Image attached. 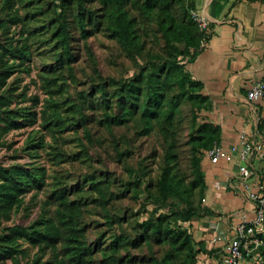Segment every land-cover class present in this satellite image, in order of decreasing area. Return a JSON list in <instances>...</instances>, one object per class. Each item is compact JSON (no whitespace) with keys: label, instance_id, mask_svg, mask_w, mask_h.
<instances>
[{"label":"rangeland","instance_id":"1","mask_svg":"<svg viewBox=\"0 0 264 264\" xmlns=\"http://www.w3.org/2000/svg\"><path fill=\"white\" fill-rule=\"evenodd\" d=\"M4 1L0 0V46L12 52L4 57L12 71L0 88L7 100L6 106H0V166L40 167L45 179L42 186L29 188L19 207L0 214V238L13 226L57 228L59 215L66 212L57 193L64 190L66 201L81 204L77 225L84 244L91 248L86 264H164L165 256L169 264H183L184 253L159 239L161 235L142 239L138 223L151 216L154 206L147 192H156L154 184L166 167L173 164L187 180L192 179V158L197 153L189 139L195 103L184 99L170 122L147 121L140 110L124 114L118 94L121 84L166 57L155 13L142 12V0L128 7L136 18L138 37L136 45L127 46L111 37L106 18H98V26L85 21V29L92 33L83 38L74 18L75 6L65 9L63 15L70 22V54L65 59L53 37L60 0H12V10ZM187 3L172 6L178 19L191 17L194 8L187 9ZM84 5L101 14L98 0H86ZM12 16L18 18L16 23ZM23 45L28 51L21 59L16 56ZM102 82L105 89L100 91ZM177 91L173 89L168 98ZM209 111L210 105L197 112L204 118ZM111 116L122 118L121 122L109 123ZM6 119L20 126L8 128ZM169 153L174 154L173 163ZM170 206L182 205L169 199L163 210ZM180 225L188 227L186 222ZM119 237L139 241V246L114 249ZM0 244L4 243L0 240ZM17 249L18 264H72L61 242L41 248L19 239ZM0 264L13 262L0 259Z\"/></svg>","mask_w":264,"mask_h":264},{"label":"trees","instance_id":"2","mask_svg":"<svg viewBox=\"0 0 264 264\" xmlns=\"http://www.w3.org/2000/svg\"><path fill=\"white\" fill-rule=\"evenodd\" d=\"M85 1L60 0L61 14L58 15L57 26L53 31V37L57 40V44L62 47L60 55L67 59L70 54L68 49L70 22L65 19L63 11L74 6L76 8V13H73L74 18L76 17V24L80 28V34L83 38H87L92 33L85 29L86 23L98 26V18H106L111 37L123 45H136L138 37L135 28L136 18L130 12V8L136 5V0H98L101 14L87 9L84 5ZM182 1L142 0L141 11L146 14L155 13L157 26L162 32L165 42L166 57L162 63L153 66L149 71L121 84L118 88V94L119 97H122L121 101L123 102L121 104L124 114H133L140 110L147 121L154 119L158 122H170L184 99L195 103L193 131L189 139L191 146L197 153L192 158V179L187 180L174 168L173 164L166 167L154 184L156 192H149V190L147 192L148 202L154 206L151 216L139 222L138 225L142 229V239H147L150 235H161L159 239L167 241L172 249L184 253L183 264H196L198 255L206 253L208 250L203 241L194 239L189 225L185 228L180 223H191L200 218L201 215L212 213L203 205L206 182L202 170V157L204 151L210 149L215 142L220 141V128L210 122L207 116L200 117L197 112L209 105L211 110L212 102L203 93V84L192 78L186 65L201 50L202 42L205 40V32L198 29L192 17L178 19L174 15L172 6ZM4 2L7 8L12 10V0H5ZM187 7V9L194 8L192 0H188ZM17 19L16 16H12L11 21L16 23ZM27 51L26 45H23L18 50L17 54L19 53V55L16 57L26 58ZM9 53H12L11 50L0 46V88L6 85V81L11 75L12 67L4 63V57ZM145 82L146 85L144 86ZM98 89L100 91L105 89L103 82L99 84ZM173 89L178 90L177 93L168 98ZM6 105V98L0 94V106ZM27 115L34 116L33 113ZM198 116L202 119L200 122ZM121 119L118 116L107 117L109 123H119ZM44 122L46 126L50 124L47 117L44 118ZM6 125L8 128L20 126L9 119H6ZM257 126L258 129L264 128V119H260ZM150 128L151 124L147 126V131ZM173 155V153L168 154V159H171L169 160L170 163H173ZM57 156L60 154L56 153L55 157ZM44 179L45 170L40 167L0 166V214L19 207L29 188L42 186ZM257 184L259 192L264 193V159L259 170ZM95 186L97 189L99 188L97 183ZM57 199L60 200L66 211L59 215L58 227L46 224L42 228L34 226L9 228L8 233L0 238L4 243L3 245L0 244V259H11L13 264H18L16 261V256L19 253L17 241L23 239L41 248H53L61 242L63 253L72 264L87 263L86 258L90 255L91 248L84 244L82 229L77 225V214L81 204L75 203L74 200L66 201L64 190L57 193ZM169 199L178 201L182 206H170L167 211H164L163 207ZM172 222L177 224L172 225ZM259 236L262 238L263 244L260 246L253 264H264V222ZM114 243L112 245L114 249L120 246H139V241L129 242L125 237L117 238ZM114 260L119 262L121 259ZM126 261L134 262L132 258H127ZM163 262L169 264V257L165 256ZM31 264H37V262Z\"/></svg>","mask_w":264,"mask_h":264},{"label":"crops","instance_id":"3","mask_svg":"<svg viewBox=\"0 0 264 264\" xmlns=\"http://www.w3.org/2000/svg\"><path fill=\"white\" fill-rule=\"evenodd\" d=\"M194 9L207 20L205 40L186 68L203 84L212 108L207 118L220 128V144L229 149L239 145V132L258 131L264 142V97L249 101L248 89L264 84V0H192ZM206 189L205 208L212 211L187 223L196 241H203L208 252L200 253L196 264H222L219 231L230 234L232 225L245 215L251 217V203L237 193L238 167L235 160L212 164L202 160ZM218 183L221 188L216 189Z\"/></svg>","mask_w":264,"mask_h":264},{"label":"built area","instance_id":"4","mask_svg":"<svg viewBox=\"0 0 264 264\" xmlns=\"http://www.w3.org/2000/svg\"><path fill=\"white\" fill-rule=\"evenodd\" d=\"M190 13L198 29L204 31L207 27L206 18L196 9H192ZM246 97L249 101L264 97V84L254 83L248 89ZM238 138L240 143L237 146L225 149L220 142H215L210 149L204 151V157L212 164L236 161L240 179L239 186L235 188L236 193L251 203V217L244 215L232 225L230 234L219 231L212 239L221 249L222 264H253L263 244L259 232L264 222V193L259 192L257 180L264 159V142L258 131L248 133L241 130ZM214 187L221 188L218 183Z\"/></svg>","mask_w":264,"mask_h":264}]
</instances>
